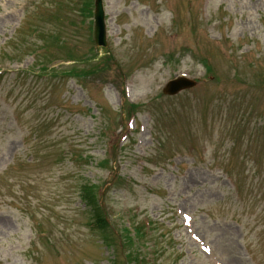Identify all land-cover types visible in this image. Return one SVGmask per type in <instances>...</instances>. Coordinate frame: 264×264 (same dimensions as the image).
Masks as SVG:
<instances>
[{"label":"rangeland","instance_id":"1","mask_svg":"<svg viewBox=\"0 0 264 264\" xmlns=\"http://www.w3.org/2000/svg\"><path fill=\"white\" fill-rule=\"evenodd\" d=\"M94 1L0 0V264H123L84 176L132 248L128 215L155 220V264H264V0H104L105 47Z\"/></svg>","mask_w":264,"mask_h":264},{"label":"trees","instance_id":"2","mask_svg":"<svg viewBox=\"0 0 264 264\" xmlns=\"http://www.w3.org/2000/svg\"><path fill=\"white\" fill-rule=\"evenodd\" d=\"M84 1H85L84 11L89 14L90 13V9L88 7L89 0H84ZM82 194L86 201V205L89 207L91 214L94 215L99 225V228L103 233V236H105L107 244L112 245L111 241L115 240L116 234L109 225V222L104 214L103 207L99 202L97 193L95 192L92 186H88V184H86L83 186Z\"/></svg>","mask_w":264,"mask_h":264},{"label":"water","instance_id":"3","mask_svg":"<svg viewBox=\"0 0 264 264\" xmlns=\"http://www.w3.org/2000/svg\"><path fill=\"white\" fill-rule=\"evenodd\" d=\"M95 37L96 41L100 45H106V24L104 20V9L102 0H96V10H95ZM187 86L181 80H173L167 84L165 91L176 92L182 87Z\"/></svg>","mask_w":264,"mask_h":264}]
</instances>
